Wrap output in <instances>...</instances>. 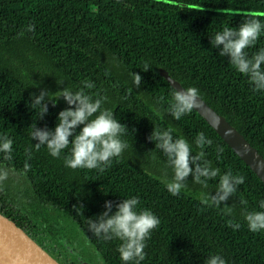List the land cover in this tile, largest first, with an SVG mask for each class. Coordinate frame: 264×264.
<instances>
[{
  "label": "trees",
  "instance_id": "1",
  "mask_svg": "<svg viewBox=\"0 0 264 264\" xmlns=\"http://www.w3.org/2000/svg\"><path fill=\"white\" fill-rule=\"evenodd\" d=\"M173 2L186 7L162 0H0V136L13 141L12 160L4 161L0 153V163L26 178L30 196L22 205L28 213L35 203L68 212L104 264H123L117 251L121 241L96 238L87 231V219L105 211L106 201H112L114 212L117 203L134 196L140 201L138 210L149 209L160 220L146 241L141 264H205L217 254L226 264H264V231H249L243 215L261 210L264 182L195 109L178 121L170 115L175 89L159 72L163 68L185 89L197 88L199 97L264 157V91H254L248 78L210 43L216 32L238 28L245 19L225 10L264 12V0ZM201 7L205 9L199 11ZM30 24L35 26L32 32L27 31ZM261 48L264 29L245 51L251 56ZM37 70L44 74L43 84L36 80ZM133 72L143 78L139 88L133 85ZM85 80L95 87L84 91L94 99L107 97L102 107L128 128L121 136L128 147L102 172L66 167L71 144L55 158L46 146L37 151L38 141L31 139L32 124L54 129L59 112L69 106L63 98L55 107L50 102L41 120L39 108L30 106V95L41 89L54 94L64 87L76 92ZM154 128L173 129V137L185 138L193 154L200 151L193 143L197 133H205L213 142L203 149L212 166L220 174L232 171L245 177L227 201L234 208L232 216L202 205L192 185L171 195L165 177L147 170L144 159L167 162L148 139ZM217 146L224 150L219 158ZM218 182L219 176L210 179L208 187L214 192ZM229 219L241 227L234 231Z\"/></svg>",
  "mask_w": 264,
  "mask_h": 264
},
{
  "label": "clouds",
  "instance_id": "2",
  "mask_svg": "<svg viewBox=\"0 0 264 264\" xmlns=\"http://www.w3.org/2000/svg\"><path fill=\"white\" fill-rule=\"evenodd\" d=\"M172 3L173 0H165ZM174 6L183 9V3H175ZM201 7L199 11H203ZM245 19L238 28L225 27L222 31L216 32L210 38V43L219 49L220 56H226L231 65L241 74L248 78L254 91H264V48L251 56L245 51L255 46L260 38L264 24L262 11H248L244 13ZM35 30L34 25H29L27 31ZM23 35V33H21ZM148 71L147 69L144 70ZM133 85L139 88L143 82L140 74L133 72ZM95 85L88 80L83 81V88L73 92L64 87L56 93H50L47 89H41L39 94L30 95V106L32 109L39 108V119H43L48 114V104L56 106V101L63 98L69 107L61 110L57 116V123L54 129L47 127L39 128L36 124L31 125V139L38 141L34 144L38 151L41 146H46L52 157L60 158L63 150L71 144L70 154L64 157V164L71 169H98L104 171L111 166L114 158L122 155L128 147L127 143L121 139L128 128L114 116V112L103 108L102 105L107 97L86 93L84 89H92ZM55 95V98H50ZM47 97V99H46ZM200 106L199 90L195 87L175 90L169 106V113L175 120H180L182 116L190 114L194 108ZM82 126V127H81ZM79 128V131L77 129ZM173 129H155L148 139L155 143V148L160 149L167 158V167L171 168L172 175L165 178L164 183L167 191L178 196L187 187L189 176L192 181L208 188V181L219 176L216 190L204 192L200 197V203L207 207L220 209L225 216H232L233 206H229L227 201L238 191L240 185L245 183L243 175H233L232 171L220 174L218 168L212 166V162L207 160L203 151L205 146H211L212 140L205 133H197L193 143L200 151L193 154L192 145L182 137L174 138ZM71 138V139H70ZM13 141L8 136H0V153L3 154L4 161L12 160ZM223 148L217 146L216 152L219 158L223 154ZM31 148L26 149L28 159H31ZM30 170L29 163L25 162L24 171ZM9 168L0 163V185L8 179ZM223 203V207L221 204ZM242 205H246V200H241ZM138 197L123 199L115 205L113 212L112 201L105 202V211L94 218L87 219V231L98 239L110 241L118 239L121 241L117 248L123 264H141L146 258L144 249L147 247L146 241L151 238V233L160 225L159 218L149 209H139ZM82 209L83 205L77 207ZM260 211H245L244 220L249 231L256 233L264 231V200L259 202ZM229 227L234 231L241 225L232 219L227 221ZM46 227V225H45ZM100 264H104L103 260ZM205 264H226L220 255H212Z\"/></svg>",
  "mask_w": 264,
  "mask_h": 264
},
{
  "label": "water",
  "instance_id": "3",
  "mask_svg": "<svg viewBox=\"0 0 264 264\" xmlns=\"http://www.w3.org/2000/svg\"><path fill=\"white\" fill-rule=\"evenodd\" d=\"M225 11L245 13V11ZM159 72L175 90L185 89L163 68H160ZM199 99L200 106L194 108L196 112L264 182V157L224 116L212 109L202 98ZM69 249L74 252L71 247ZM73 258L71 252L60 250L49 234L27 225L0 204V264H90L87 259L82 263ZM98 261H101L100 257Z\"/></svg>",
  "mask_w": 264,
  "mask_h": 264
},
{
  "label": "flooded vegetation",
  "instance_id": "4",
  "mask_svg": "<svg viewBox=\"0 0 264 264\" xmlns=\"http://www.w3.org/2000/svg\"><path fill=\"white\" fill-rule=\"evenodd\" d=\"M24 200H17L9 195L5 194L1 197L0 196V204L7 207L10 211H12L19 219H21L24 223L31 226L32 228L43 232L45 234H49L52 237V240L55 241L57 247L68 253H72L74 255L75 260L80 261L82 263L84 259H88L93 263H98L97 260L99 258L98 250L92 245L85 237L84 233L82 232L81 228L76 224V222L70 217L68 212L62 210L58 206H54L57 209H60L67 215L68 223L62 224L64 229L59 231V224H55L54 219L49 220L48 217H44V211L40 209H44V205L42 203L36 204L34 207H30L32 213H28L27 210L23 207L22 203ZM41 205V207H40ZM52 206V205H51ZM29 207V206H28ZM42 212V214L40 213ZM43 215V216H42ZM48 215V213H47ZM55 214H53L54 216ZM57 218L60 219L58 215ZM54 224V225H53ZM46 225V227H45ZM66 231L69 233L67 234ZM73 232H75L78 236H81L83 239L79 237L73 236ZM59 241V242H58ZM76 246V249H73V246ZM72 248L74 252H72L69 248ZM81 258V259H80Z\"/></svg>",
  "mask_w": 264,
  "mask_h": 264
},
{
  "label": "rangeland",
  "instance_id": "5",
  "mask_svg": "<svg viewBox=\"0 0 264 264\" xmlns=\"http://www.w3.org/2000/svg\"><path fill=\"white\" fill-rule=\"evenodd\" d=\"M35 74H39L38 77L36 78L37 82L43 84V79H44V74L43 73H39V70L35 71ZM60 100H57V103H59ZM140 155H136V157H138ZM135 157V158H136ZM146 163V168L147 170L150 172L151 170H153V172L155 174H159L162 177L165 178H170L172 175V170L171 168L167 167V162H161V161H155L153 159H144L143 160ZM151 169V170H150ZM10 174L7 180H5L3 182L2 185H0V196L2 197L5 194L9 195L10 197L17 199V200H27V198L30 196V187L29 184L26 180V178L22 175H20L19 173H17L16 171L10 169ZM188 182H187V186H191L190 188L192 190H196L195 192H197L198 195H202L204 192H213L211 190V188H207L204 189L202 188L201 185L196 184L192 181V177L189 176L188 178ZM187 188V187H186ZM191 190V191H192ZM214 194V192H213ZM37 204V203H35ZM41 211H44V217H48L49 220H53L55 224H61L59 227V231H61V229H64V226H62V224H67V215L66 213H64L63 211H61L60 209H57L54 206L51 205H44V209H40ZM40 211V213L42 214V212ZM48 213V215H47ZM53 214H55L53 216ZM60 216V219L57 218V216ZM43 216V215H42ZM67 222V223H66ZM54 225V224H53ZM66 233L68 234L69 232L66 231ZM73 236L79 237L80 239H83L81 236H78L75 232H73ZM59 242V241H58ZM73 249H76V246H73ZM88 260V259H87ZM87 260L84 259V261L86 262ZM89 261V260H88ZM97 264H100V262L97 260ZM89 263L91 264H96L93 263L91 261H89Z\"/></svg>",
  "mask_w": 264,
  "mask_h": 264
}]
</instances>
